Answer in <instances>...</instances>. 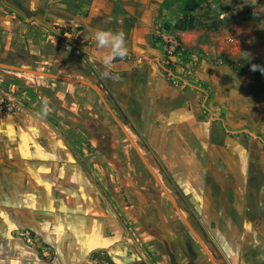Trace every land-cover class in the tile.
<instances>
[{"label": "rangeland", "instance_id": "374dc122", "mask_svg": "<svg viewBox=\"0 0 264 264\" xmlns=\"http://www.w3.org/2000/svg\"><path fill=\"white\" fill-rule=\"evenodd\" d=\"M4 1L0 0V6ZM11 1L3 5L0 13L6 16L7 9L13 10L12 16L18 22L14 28L8 21L0 25L2 64L24 68L29 55L40 57V62L41 55L47 53L50 54L48 59L46 56L42 60H47L43 63L44 69L37 71L58 74L52 72V66H59L60 59L52 56H65L67 51H70L67 56H75L77 45L81 43H77L74 36L67 35L66 38L53 26H38L36 22L24 20L21 13L13 9ZM242 9L246 10L241 18L217 30L197 27L180 31L171 29L172 22L165 30L161 26L163 19L155 17L154 26L146 33L151 46L159 48V59L163 64L156 74L173 89L177 88L167 91V98L188 96L194 113H197L195 108L200 111V105L205 106L207 114L203 121L220 125L227 134L232 132L228 127L229 117L240 113L236 107L227 111L225 104L230 101L235 103L236 100L245 106L243 117L254 118L264 125V72L260 71L264 68V0H205L202 8L206 17L235 15ZM177 37L181 42L176 40ZM39 46L44 51L38 50ZM29 48L35 51L27 54ZM84 56L80 51V58ZM167 56H172V60ZM230 58L243 73L228 64ZM91 82L98 90L86 84L77 85L78 82L0 65V114L27 115L21 123L14 124V130L20 131V140L9 147L26 163L17 162L19 168L16 164L17 169L12 170L13 165H9L11 167L3 171L14 172L16 178L8 182L12 184V192L0 197L4 203L0 205V264H235L234 245L221 240L218 231L211 233L201 221V217L211 220L208 209L202 205L207 196L204 186L208 178L228 173L226 169H220L223 159L218 153L225 145L211 143L209 146V141L202 135L203 121L199 119L203 117L198 113L195 115L194 129L200 137L196 138L193 133L189 138L192 143L198 139L197 146L205 150L212 147L211 156L216 162H211L217 166L210 172L191 170L199 179L195 185L198 182L203 186L199 196L192 192L194 185L188 183L182 169L174 162L173 154L158 153L156 147L134 128L115 97V86L103 82L97 75ZM206 86L209 90H204ZM193 93L196 100L193 96L192 101L190 95ZM4 119L5 122L8 120ZM35 129L37 134L33 137ZM232 129L242 132L240 159L246 160L247 154L254 155L253 159L259 155L264 163V140L261 137L257 143L261 151L253 152L256 144H252L254 136L251 133L256 131L252 126L239 125ZM44 131L49 136H44ZM181 133L192 135L184 129ZM44 137L48 149L44 147L46 143L43 145ZM57 152L64 156L60 158ZM253 159L249 158V161ZM44 162L50 169L43 170ZM47 170L50 175L44 177ZM244 172L250 174L249 170ZM7 197L13 200H5ZM10 212L18 213L21 218L9 215ZM238 230L237 234L249 238L247 247L245 242H237L241 248L238 254H243L244 245L245 252L251 255V234L245 235L242 228ZM231 236L225 237L230 240Z\"/></svg>", "mask_w": 264, "mask_h": 264}, {"label": "crops", "instance_id": "0c3cea01", "mask_svg": "<svg viewBox=\"0 0 264 264\" xmlns=\"http://www.w3.org/2000/svg\"><path fill=\"white\" fill-rule=\"evenodd\" d=\"M7 1L9 0L3 2L0 9L4 8L3 5H6L5 3H8ZM162 1L163 0H12L11 2L13 5H11L13 9L15 8V10L17 9L21 13L24 20H28L29 22L33 21V23L36 22L38 26L45 25L53 26L54 28H56V26L65 27V32L60 33L65 37L67 35L74 36L77 40L76 42L81 43L77 45L78 51L75 56H67L70 51H67V53L64 52L65 56H52L53 59H58L59 56L60 59L59 66L57 64L52 66L54 69L52 72H58V74L53 75L65 73L66 75L64 74L63 76L81 78L87 81L90 80L89 82L96 80L97 75L103 82L113 84L115 86V97H117V101L123 106L127 116L130 117V121L134 123H132L134 128L140 131L153 147H156L158 153L167 154V152H170V156L173 154L175 157L174 162L178 163V167L182 169L183 174H185L189 181L188 183L191 182L192 184L190 185H194V188H191L192 192L199 195V190H201L203 186L198 182L195 185V182L199 179H197L195 176L196 174L191 172V170L197 169L203 170V172H210L216 168L217 164L214 165L215 163H213L216 161L211 156L212 147H210L209 151L200 148L197 146L198 139H196L195 143H192V139L189 137L193 136V133L196 132L195 125L197 124V120L195 115L198 113L199 116L203 117L207 114V111L204 108L205 106L202 107L203 105H200V111L195 108L197 113H194V107L191 105L192 102L190 103L189 97H185V95L179 96L182 100L172 97L168 99L167 91H176L177 88L173 89L165 80L161 79L159 74H156V72H160L163 64L161 59H159V48L151 46L148 40L149 35L147 37L146 33L150 31L151 26H154L153 20L155 17L163 19L158 16L159 6ZM17 2L18 7L16 6ZM7 10L9 11H7L8 14L6 13V16H1L5 14L0 13V16L3 17L1 18L0 25H4L8 21V23L13 24L12 28H14L18 20L12 16L13 10L12 12L10 9ZM164 23L165 20L163 19L161 26H164ZM2 28L4 29L5 26ZM98 29L110 30L112 32L123 31L125 34L128 55L121 60L113 61L114 67L110 70V77H104L102 75V72L105 70L102 59L107 50H98L95 46L93 32ZM58 30L60 31V29ZM17 31L20 32L21 30ZM60 42L63 41L60 40ZM161 43L163 44V41H160V44ZM55 44L60 46V43ZM41 48L42 47L39 46L38 50ZM41 50L44 51V48ZM33 51H35V49L29 48L27 54ZM80 51L85 54L82 58H80ZM45 54V56L44 54L41 55L40 62V57L37 58L36 56V58H34L29 55L25 60L26 63L22 64L33 70L44 69L45 64L43 63L47 62V60L42 62L43 57L45 59L47 56L46 59H48L50 56V54ZM168 58L172 60V56ZM2 61L4 60H0L1 63ZM18 62L20 63V60H18ZM50 77L65 80L66 82L69 81L52 75ZM166 83L167 87L165 86ZM53 84L57 85L56 83ZM77 85L83 84L77 83ZM204 90H209V88L206 86ZM122 92L123 94L121 95ZM190 96L192 101L193 96L196 100L194 93ZM190 106L193 108L190 109ZM225 106L227 111H233V108L236 107L237 112H240L239 115L236 113L235 117L232 116V118L229 117L228 119V127L231 128L233 134L232 132L230 133L232 135L224 132L218 124H212L211 121L205 123L203 121L205 117H200L199 119L203 121L202 135L209 141V146H211V143L225 145V147L218 149V153L221 159H223L222 164L224 166L220 165V169H226L228 172L227 174H216L214 178H208L209 181L204 186L207 196L204 198L202 205L204 209H208V215L211 220L208 221L206 217H201V221L211 233L218 231L221 240L230 242L234 245L235 250L231 251L236 255L235 264H264V163L260 160L259 155L253 159L254 155L251 157L250 154H247L246 160L244 159L247 162L240 159L243 153V141L242 137H240L242 132L238 133L237 129H232L239 125H251L254 131H256L255 133H251L254 136L252 144H256L253 148V152H259L261 149L257 143L260 142L259 138L261 137V139L264 140V125L259 120L258 122L253 120L254 118L250 119L251 117H243L245 106L239 101L235 100V103L230 101L226 103ZM0 116L1 197L2 195L6 196V194L12 192L10 188L12 184L8 182L16 178L14 172H3L5 170L4 168H9L11 167L9 165H13L12 170H14V168L17 169L20 167V163L17 162H25L21 160L22 157L20 158L18 153L14 152L15 150L11 151L9 147H11L12 143L18 144V140H20V131L14 130V124L21 123L23 117L27 115L23 113H5L4 115L0 114ZM4 118H8V120L5 122ZM241 122L246 123L241 124ZM182 129L187 133L190 132L192 135L182 134ZM257 132L259 133L257 134ZM32 133L34 134L33 137H35L37 130L35 129ZM43 135L49 136L47 131H44ZM200 135L195 133L196 138L200 137ZM214 138H217L218 142H216ZM183 141L185 142L183 143ZM5 142H8L10 145L6 146ZM46 142V137H44L43 145ZM48 146L49 144L47 143L44 145L46 149H48ZM5 147L8 149L5 150ZM39 148L40 146H38V149ZM24 149L32 150V148L26 147H24ZM34 150H37V147H35ZM61 150L63 149L61 148ZM220 150H223V152ZM66 153L67 152H65V156ZM19 154L23 153L19 151ZM9 155H11V157ZM56 155L60 158L64 156L62 152H57ZM200 155H202V157ZM249 158L253 160L250 162ZM45 160L46 158L44 161ZM259 160L260 163L262 162L261 165ZM47 164L48 163L44 162L43 170L50 169ZM244 170H249L250 174L245 173ZM47 172H49V170H47ZM47 172L44 171V177H46L47 174L48 176L50 175V172ZM6 174L8 176H5ZM207 175L209 176V173ZM9 198L11 197L4 199L8 201ZM1 200L0 205H4ZM10 200H13V198ZM201 201L202 200H200V202ZM7 208L13 211L12 208L8 206ZM22 208L25 209V207ZM19 209H21V207ZM27 213L30 214L29 211ZM8 214L17 219L21 218L18 213L14 214L10 212ZM1 215L0 213V216ZM240 228L243 229L245 235L251 234V255L244 250L246 249L245 246L247 247L248 244V236L237 234ZM228 234L232 235L230 240L225 237ZM236 235H238V238ZM241 241L245 242L246 245H243V254H238L241 248L237 245V242ZM227 249L230 250L231 247L228 245Z\"/></svg>", "mask_w": 264, "mask_h": 264}, {"label": "trees", "instance_id": "16d2710c", "mask_svg": "<svg viewBox=\"0 0 264 264\" xmlns=\"http://www.w3.org/2000/svg\"><path fill=\"white\" fill-rule=\"evenodd\" d=\"M204 3L205 0H163L159 6L158 13V16L165 20L163 29L168 30V28L172 27L171 29L189 31L197 27H205L210 30H217L220 27L236 22L246 10L242 9L239 13L230 16L223 15L219 17V15H214L212 17H206V14L202 12ZM170 22H172L171 26ZM56 28L60 29L61 33L65 32V27L56 26ZM176 40L181 42L178 37ZM118 60L121 59L117 58L115 61ZM227 62L238 73L244 72L240 67H235L233 58L227 59Z\"/></svg>", "mask_w": 264, "mask_h": 264}, {"label": "clouds", "instance_id": "9594fccd", "mask_svg": "<svg viewBox=\"0 0 264 264\" xmlns=\"http://www.w3.org/2000/svg\"><path fill=\"white\" fill-rule=\"evenodd\" d=\"M93 37L98 50H107L102 59V64L105 68L102 75L110 77V70L114 67L113 61L117 58L123 59L128 55L125 34L123 31L112 32L110 30L98 29L93 32ZM253 68L255 69L256 66H253ZM260 71L264 72V68H261Z\"/></svg>", "mask_w": 264, "mask_h": 264}, {"label": "water", "instance_id": "95a60500", "mask_svg": "<svg viewBox=\"0 0 264 264\" xmlns=\"http://www.w3.org/2000/svg\"><path fill=\"white\" fill-rule=\"evenodd\" d=\"M0 65L1 66H7V67L15 68V69H18V70H23V71H26V72H31V73H34V74H42V75H49V76H51L50 74L44 73L42 71L31 70V69H26V68H19V67H16V66H8V65H5V64H2V63H0ZM52 76L59 77V78H63V79H66V80H69V81H72V82H78V83L86 84V85L94 88L95 90H98L97 87L93 83H91V82H89V81H87L85 79L67 77V76H63V75H52ZM107 108L109 109L108 106H107ZM109 111H110V109H109ZM112 116L115 119V121L119 124V126L123 129V131L125 132V130L123 128V125L119 122V120L117 119V117L113 113H112ZM126 136L128 137L129 141L132 143V145L134 146V148L136 149V151L138 152V154L140 155V157L142 159H144L143 155L141 154L140 150L137 148V146L134 143V141H132L131 137L128 134H126ZM144 161H145L146 165L148 166L149 170L151 171V173L155 176V178L157 179V181H159L157 175L154 173V171L151 169V167H149V164L147 163V161L145 159H144ZM171 201H173V200L171 199ZM174 205H175V203H174ZM178 211L181 214V211L179 209H178ZM183 219L187 223L190 231L193 233V235L196 237V239L199 241V243L202 245V247H204L203 243L199 239V237H198L197 233L195 232L194 228L192 227V225L189 224V222L185 219L184 216H183ZM204 249L208 253V251H207V249L205 247H204ZM208 255H209V257H211V254L210 253H208Z\"/></svg>", "mask_w": 264, "mask_h": 264}, {"label": "snow or ice", "instance_id": "6c2138e0", "mask_svg": "<svg viewBox=\"0 0 264 264\" xmlns=\"http://www.w3.org/2000/svg\"><path fill=\"white\" fill-rule=\"evenodd\" d=\"M34 131V130H33Z\"/></svg>", "mask_w": 264, "mask_h": 264}]
</instances>
